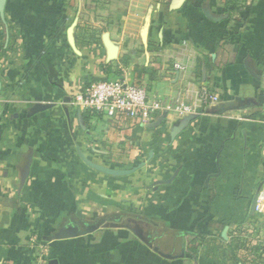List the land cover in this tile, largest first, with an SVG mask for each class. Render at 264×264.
<instances>
[{
    "label": "crops",
    "instance_id": "0c3cea01",
    "mask_svg": "<svg viewBox=\"0 0 264 264\" xmlns=\"http://www.w3.org/2000/svg\"><path fill=\"white\" fill-rule=\"evenodd\" d=\"M115 1L0 0V264H247L239 231L264 248V0ZM115 79L219 101L148 124L74 103Z\"/></svg>",
    "mask_w": 264,
    "mask_h": 264
},
{
    "label": "built area",
    "instance_id": "2783aa9c",
    "mask_svg": "<svg viewBox=\"0 0 264 264\" xmlns=\"http://www.w3.org/2000/svg\"><path fill=\"white\" fill-rule=\"evenodd\" d=\"M175 68L183 66L175 64ZM219 101V96L206 88L192 90L189 99L151 97L144 85L125 80H96L85 85L74 103L91 113L110 119L126 116L138 124H148L158 112H172L179 116H196ZM253 212L264 217V189L257 192Z\"/></svg>",
    "mask_w": 264,
    "mask_h": 264
},
{
    "label": "rangeland",
    "instance_id": "374dc122",
    "mask_svg": "<svg viewBox=\"0 0 264 264\" xmlns=\"http://www.w3.org/2000/svg\"><path fill=\"white\" fill-rule=\"evenodd\" d=\"M117 3L118 1L112 0L111 2L112 11L115 4ZM111 16L114 17L113 14ZM89 17H90V21L88 22H92L93 20L92 14H90ZM83 19L85 20V17ZM238 234H240V238H239V243L237 244L238 246L237 249L239 251L240 258H245L246 261H248L247 264H264V248H262L260 243H255L256 241L254 239H251L248 232L245 233L243 231H239ZM245 252L248 254L247 256L244 254Z\"/></svg>",
    "mask_w": 264,
    "mask_h": 264
},
{
    "label": "water",
    "instance_id": "95a60500",
    "mask_svg": "<svg viewBox=\"0 0 264 264\" xmlns=\"http://www.w3.org/2000/svg\"><path fill=\"white\" fill-rule=\"evenodd\" d=\"M189 116L193 117L192 115H189ZM256 197H257V194L255 195V198H254L253 203H252V211L254 210V204H255ZM225 231H226V229L223 230V232H222L223 235L225 234Z\"/></svg>",
    "mask_w": 264,
    "mask_h": 264
}]
</instances>
